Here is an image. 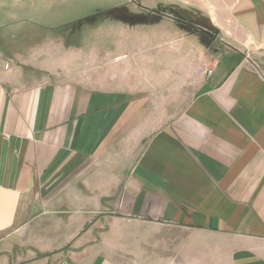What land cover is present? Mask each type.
Segmentation results:
<instances>
[{
    "label": "crops",
    "instance_id": "crops-1",
    "mask_svg": "<svg viewBox=\"0 0 264 264\" xmlns=\"http://www.w3.org/2000/svg\"><path fill=\"white\" fill-rule=\"evenodd\" d=\"M161 1L120 54L0 42V264H264V0Z\"/></svg>",
    "mask_w": 264,
    "mask_h": 264
},
{
    "label": "rangeland",
    "instance_id": "rangeland-1",
    "mask_svg": "<svg viewBox=\"0 0 264 264\" xmlns=\"http://www.w3.org/2000/svg\"><path fill=\"white\" fill-rule=\"evenodd\" d=\"M188 1L204 4L205 0H162V10L175 18V13L185 17L191 27V7L183 4ZM26 2L31 13L9 28L0 30V42L14 39L17 43L7 44L12 52L17 48L20 52L26 47L41 44L46 35L52 38H62L68 43L81 45L87 55L96 48L99 53L127 52L126 47L119 43L117 29L128 24H141L146 30L172 29L166 17L139 8L129 0H22ZM139 5V4H138ZM185 18L182 20L187 21ZM181 30L191 33L188 25L173 22ZM42 26V27H41ZM44 26L50 28H43ZM152 30V29H150ZM200 38H210V35L200 33ZM209 40V39H208ZM133 46H130L132 50ZM81 71H89V59L82 63ZM50 81L56 77H48ZM81 79H88L83 76Z\"/></svg>",
    "mask_w": 264,
    "mask_h": 264
},
{
    "label": "water",
    "instance_id": "water-1",
    "mask_svg": "<svg viewBox=\"0 0 264 264\" xmlns=\"http://www.w3.org/2000/svg\"><path fill=\"white\" fill-rule=\"evenodd\" d=\"M207 35H210L209 33L206 32Z\"/></svg>",
    "mask_w": 264,
    "mask_h": 264
},
{
    "label": "built area",
    "instance_id": "built-area-1",
    "mask_svg": "<svg viewBox=\"0 0 264 264\" xmlns=\"http://www.w3.org/2000/svg\"><path fill=\"white\" fill-rule=\"evenodd\" d=\"M209 73H211V71H209Z\"/></svg>",
    "mask_w": 264,
    "mask_h": 264
}]
</instances>
